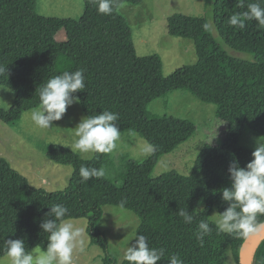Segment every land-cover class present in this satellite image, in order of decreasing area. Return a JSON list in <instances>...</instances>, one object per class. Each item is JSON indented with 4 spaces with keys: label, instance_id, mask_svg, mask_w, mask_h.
<instances>
[{
    "label": "trees",
    "instance_id": "obj_1",
    "mask_svg": "<svg viewBox=\"0 0 264 264\" xmlns=\"http://www.w3.org/2000/svg\"><path fill=\"white\" fill-rule=\"evenodd\" d=\"M7 1L0 0V65L9 68V74L0 75V88L15 93V101L9 111L0 108V123L18 125L27 112L39 107L38 89L43 83L64 71L83 68L85 88L76 93L83 114L116 112L121 135L139 134L157 146L148 161L125 164L117 177L121 187L106 176L82 181L81 166L112 165L108 154L95 153L92 160H79L68 187L58 193L66 203L76 197L82 211L95 214L88 233L91 242L104 252L105 263L117 261L99 223L105 207H118L136 214L140 220L137 234L147 236L151 247L165 248L158 264H168L172 254H178L184 264H225L229 248L239 264L243 238L218 232L210 214L214 207L222 213L228 206L220 190L231 187L230 163L235 159L245 167L252 159V151L240 146L244 134L264 137V28L255 20H246L243 29L227 23L231 15L246 11L248 3L256 0H208L214 5L215 27L223 43L237 53L252 55L254 62L232 57L208 27L195 40L198 63L170 77L165 76L159 56L138 55L131 26L119 12L122 5L139 6L142 0H116L110 15L98 12V0H86L85 13L78 21L41 16L38 0H18L14 7L5 6ZM260 2L264 7V0ZM60 32L66 34L67 42L56 41ZM176 92L216 105L217 118L228 126L226 144L207 146L196 162L201 180L217 197V204L203 213L169 175L152 176L161 157L175 152L196 132L191 121L151 115L148 110L154 101ZM62 148L47 154L56 161L61 156L76 160ZM52 200L48 190L32 186L0 157V258L6 257L7 239L24 240L27 250L38 245L46 248L48 234L42 233L40 224ZM179 207L193 215L191 224L176 214ZM202 219L212 228L203 246L196 237ZM253 264H264V241L253 255Z\"/></svg>",
    "mask_w": 264,
    "mask_h": 264
},
{
    "label": "rangeland",
    "instance_id": "obj_2",
    "mask_svg": "<svg viewBox=\"0 0 264 264\" xmlns=\"http://www.w3.org/2000/svg\"><path fill=\"white\" fill-rule=\"evenodd\" d=\"M86 0H38V13L45 18L80 20L85 13ZM134 6L124 4L120 14L129 22L140 57L159 56L164 65L165 76L170 77L177 71L198 63L195 40L205 29L207 23L215 38L232 57L254 62L252 55L237 53L228 48L221 40L215 27L214 5L208 0H142ZM19 4L18 0H8L7 7ZM56 41L67 42V36L60 32ZM15 101V93L0 88V108L9 111ZM151 115L191 121L196 132L175 152L161 157L152 176L164 175L174 180L195 205L198 212H205L210 205L217 204L216 194L201 180L196 162L207 146H224L228 126L217 118V106L205 104L190 93H172L167 98L154 101L149 106ZM30 112V111H29ZM27 112V113H29ZM26 113V114H27ZM18 125L0 123V157L8 160L12 167L25 176L35 188L48 190L53 195L52 205L61 203L69 209V216L78 227L83 229L82 241L77 243L73 264H106L102 249L91 242L88 230L95 214L85 213L79 208L76 197L64 202L60 191L65 190L69 181L80 166V161L92 160L95 153H72L66 148L74 139V129L81 117H85L81 104L68 108L60 121H55L51 129L35 127L25 116ZM258 136L246 132L240 146L253 152ZM145 140L139 134L121 135L117 148L108 154L112 162L106 167L105 176L119 187L123 186L117 177L124 171L127 162L144 163L151 157L140 154L137 142ZM65 146V147H64ZM63 147L79 158L61 156L56 161L47 152L58 151ZM59 158V156H58ZM201 177V178H200ZM214 207L210 220L216 224L218 213ZM220 213V212H219ZM99 228L106 232L110 250L117 264H123V254L128 246L135 243L140 228V220L135 213L118 207H105ZM240 262V261H239ZM0 264H10L7 257L0 258ZM225 264H236L229 248ZM240 264V263H239Z\"/></svg>",
    "mask_w": 264,
    "mask_h": 264
},
{
    "label": "clouds",
    "instance_id": "obj_3",
    "mask_svg": "<svg viewBox=\"0 0 264 264\" xmlns=\"http://www.w3.org/2000/svg\"><path fill=\"white\" fill-rule=\"evenodd\" d=\"M116 6V0H98L97 10L101 14L110 15ZM243 7V3L240 4ZM246 20H255L258 26L264 28V7L260 0L250 2L247 10L235 13L229 17L227 23L243 29ZM209 25L205 23L204 29ZM9 68L0 65V75L9 74ZM85 69L64 71L54 75L38 89L39 107L26 114V120L35 127L42 129L52 127L53 122L60 121L69 107L81 103L78 92L85 88ZM119 114L103 110L95 115L81 117L74 131V139L66 147L72 153L111 154L121 140V130L117 123ZM65 147V146H64ZM140 154L148 157L154 154L157 146L146 140L137 142ZM231 187L220 190L221 198L228 206L218 216L216 228L218 232L235 234L245 242L250 239L258 243L264 241V137L255 139L252 159L245 167H241L238 160H233L228 168ZM106 174L105 168L81 166L79 175L82 181L92 178H102ZM123 207V202H121ZM41 224L42 233H47L46 248L36 246L31 250L25 247L22 239H7L4 242V255L10 264H73V255L77 243H83L81 237L83 229L70 218L69 209L64 204L57 203L49 207ZM183 218L184 223L191 224L193 215L188 209L180 208L176 212ZM212 228L205 220H200L196 237L201 246L205 235L210 234ZM135 243L128 246L123 254V260L128 264H158L165 256V248L151 247L148 237L137 234ZM168 264H184L178 254L168 258Z\"/></svg>",
    "mask_w": 264,
    "mask_h": 264
},
{
    "label": "water",
    "instance_id": "obj_4",
    "mask_svg": "<svg viewBox=\"0 0 264 264\" xmlns=\"http://www.w3.org/2000/svg\"><path fill=\"white\" fill-rule=\"evenodd\" d=\"M262 242V241H261ZM261 242H257L254 239H250L247 242H243L241 245L239 259L240 264H253V255Z\"/></svg>",
    "mask_w": 264,
    "mask_h": 264
}]
</instances>
